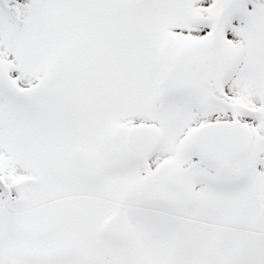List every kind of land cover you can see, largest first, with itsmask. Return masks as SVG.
Listing matches in <instances>:
<instances>
[{"label": "snow or ice", "instance_id": "1", "mask_svg": "<svg viewBox=\"0 0 264 264\" xmlns=\"http://www.w3.org/2000/svg\"><path fill=\"white\" fill-rule=\"evenodd\" d=\"M0 264H264V0H0Z\"/></svg>", "mask_w": 264, "mask_h": 264}]
</instances>
